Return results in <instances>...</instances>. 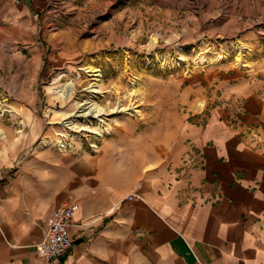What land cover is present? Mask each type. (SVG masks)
I'll list each match as a JSON object with an SVG mask.
<instances>
[{"label":"crops","instance_id":"crops-1","mask_svg":"<svg viewBox=\"0 0 264 264\" xmlns=\"http://www.w3.org/2000/svg\"><path fill=\"white\" fill-rule=\"evenodd\" d=\"M52 2L0 0V53L29 39L36 58L42 55L34 39L41 21L50 25ZM219 5L218 33L255 43L250 22L264 0ZM258 70L211 66L187 78L182 99L195 119L186 121L167 160L158 156L149 169L148 160L124 169L116 150L96 157L40 150L16 174H0V264H264V142L258 137L248 146L241 132L247 124L264 126ZM238 102L244 123L234 125L228 118ZM204 110L200 124L196 116ZM7 149L3 144L0 169L12 162ZM71 200L73 244L49 261L33 244L55 209ZM93 215L95 222L79 225Z\"/></svg>","mask_w":264,"mask_h":264},{"label":"rangeland","instance_id":"rangeland-1","mask_svg":"<svg viewBox=\"0 0 264 264\" xmlns=\"http://www.w3.org/2000/svg\"><path fill=\"white\" fill-rule=\"evenodd\" d=\"M173 1L53 0L50 25L41 21L35 34L42 55L36 58L29 39L10 52L3 47L0 152L5 144L12 162L1 166L2 179L40 150L95 157L116 150L124 169L143 160L149 169L158 156L167 160L183 140L186 121L195 119L182 99L195 71L257 66V78L264 79V59H252L264 57V9L251 19L257 34L251 43L218 33L224 20L219 0ZM69 88L72 93L64 95ZM243 109L238 102L228 121L244 123ZM208 114H198L197 122ZM99 120L109 130L101 137ZM241 132L248 146L256 137L264 142V126L247 124Z\"/></svg>","mask_w":264,"mask_h":264},{"label":"built area","instance_id":"built-area-1","mask_svg":"<svg viewBox=\"0 0 264 264\" xmlns=\"http://www.w3.org/2000/svg\"><path fill=\"white\" fill-rule=\"evenodd\" d=\"M256 139L258 137L254 141ZM76 208L77 203L71 200L69 203L55 209L49 219L44 236L33 244L41 257L53 261L59 259L69 251L74 240V237L70 233V224ZM95 220L96 217L94 215L89 216L82 219L79 225H90Z\"/></svg>","mask_w":264,"mask_h":264},{"label":"bare ground","instance_id":"bare-ground-1","mask_svg":"<svg viewBox=\"0 0 264 264\" xmlns=\"http://www.w3.org/2000/svg\"><path fill=\"white\" fill-rule=\"evenodd\" d=\"M153 38V37H152ZM152 41L153 42H156L155 41V38H153L152 39ZM203 60V58H199V60L198 61H202ZM196 62V61H195ZM197 63V62H196ZM83 69H85V71H88V72H90L91 73V75H93V76H99L100 74L98 73V69L97 68H94V67H92V66H86V67H84ZM96 80L97 81H99V79L98 78H96ZM64 91H63V93H64V95H70L71 93H72V89H70L69 88V90L68 89H63ZM84 104H86V103H81V104H79V107H78V110L76 111V113L77 112H80L81 110H83L82 108H83V105ZM116 109H119V105H118V107H116ZM125 109L126 108H123V107H121L120 108V111H125ZM101 109H99L97 112H98V115H99V111H100ZM118 111V110H117ZM73 115H75V113L73 114ZM80 115V114H79ZM87 115H88V113H87ZM100 121V131H98V132H96L97 134H98V136H102L101 134H102V132H104V133H106V134H108L109 133V130H108V128L107 127H105L104 126V121L103 120H99ZM102 122V123H101Z\"/></svg>","mask_w":264,"mask_h":264}]
</instances>
